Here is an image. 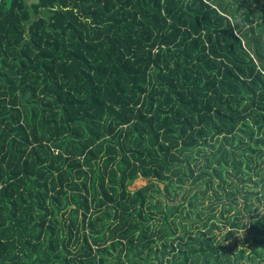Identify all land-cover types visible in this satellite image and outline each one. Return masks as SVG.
<instances>
[{
	"label": "trees",
	"instance_id": "obj_1",
	"mask_svg": "<svg viewBox=\"0 0 264 264\" xmlns=\"http://www.w3.org/2000/svg\"><path fill=\"white\" fill-rule=\"evenodd\" d=\"M27 1L0 0V264H264V0Z\"/></svg>",
	"mask_w": 264,
	"mask_h": 264
},
{
	"label": "rangeland",
	"instance_id": "obj_2",
	"mask_svg": "<svg viewBox=\"0 0 264 264\" xmlns=\"http://www.w3.org/2000/svg\"><path fill=\"white\" fill-rule=\"evenodd\" d=\"M253 180H254V179H253ZM140 185H141V184H140L139 182H134V183L132 184V189H136L137 186H140ZM191 187H192V186H190V182H188L183 188L185 189L186 192H188V190H189ZM203 188H204V186L202 185V188H201V189H203ZM251 190H252V189H251ZM195 191H196V190L192 188V190H190V191L188 192L189 196L193 195ZM252 191H253V190H252ZM181 197H182V194L179 196L178 199H180ZM237 199H239V198H237ZM241 201H242V200L239 199V202H241ZM263 209H264V207H263ZM232 213H233V212H232Z\"/></svg>",
	"mask_w": 264,
	"mask_h": 264
},
{
	"label": "water",
	"instance_id": "obj_3",
	"mask_svg": "<svg viewBox=\"0 0 264 264\" xmlns=\"http://www.w3.org/2000/svg\"><path fill=\"white\" fill-rule=\"evenodd\" d=\"M38 0H28L27 5L30 6L32 4H37Z\"/></svg>",
	"mask_w": 264,
	"mask_h": 264
},
{
	"label": "crops",
	"instance_id": "obj_4",
	"mask_svg": "<svg viewBox=\"0 0 264 264\" xmlns=\"http://www.w3.org/2000/svg\"><path fill=\"white\" fill-rule=\"evenodd\" d=\"M28 2V1H27Z\"/></svg>",
	"mask_w": 264,
	"mask_h": 264
}]
</instances>
